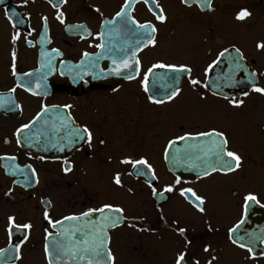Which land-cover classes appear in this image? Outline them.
<instances>
[{
	"label": "flooded vegetation",
	"instance_id": "1",
	"mask_svg": "<svg viewBox=\"0 0 264 264\" xmlns=\"http://www.w3.org/2000/svg\"><path fill=\"white\" fill-rule=\"evenodd\" d=\"M124 3L0 0V264H48L45 230L59 231L45 211L53 222L64 221L104 204L123 211L112 214L121 219L107 228L102 264H175L182 251L187 264H264V119L257 115L264 110V94L251 87L248 95L222 96L207 84L221 53L238 55L239 49L243 64L257 75L256 86L264 88V47L257 48L264 44V0H210V8L207 0H132L130 17L156 29L155 44H141L135 57V26L116 17ZM160 9L163 22L153 14ZM241 10L248 15L237 19ZM121 57L129 60L128 68ZM157 63L191 69L174 98H153L162 103L152 102L142 84ZM129 74L132 79L125 78ZM229 99L243 103L233 107ZM84 127L91 143L70 136ZM213 129L225 133L227 149L240 156L239 168L186 175L174 184L177 176L166 163L168 141ZM26 137H36L37 148L26 146ZM141 157L151 173L137 175L131 164L121 163ZM117 173L120 185L114 183ZM169 185L173 190L164 191ZM182 189L204 200L203 212ZM249 194L256 201L245 204ZM100 214L81 219L99 224ZM9 216L31 228L9 229ZM179 228L186 231L181 235ZM250 240L251 253L238 246Z\"/></svg>",
	"mask_w": 264,
	"mask_h": 264
},
{
	"label": "snow or ice",
	"instance_id": "2",
	"mask_svg": "<svg viewBox=\"0 0 264 264\" xmlns=\"http://www.w3.org/2000/svg\"><path fill=\"white\" fill-rule=\"evenodd\" d=\"M26 2V0H25ZM146 3H156V0H145ZM132 0H125L124 5L120 8V11H118L116 13V17H120L122 19V23L127 27L129 24L130 25H134L135 26V30L134 31V35L137 36V42H136V48H133L131 50V55L133 57H135L136 55V50L137 48L143 44L144 46H147L148 44H155V38H154V33L156 32V29L154 26H152L150 23H144V24H140L138 23L135 19L131 18L127 9L129 8V6L131 5ZM182 3H188V0H182ZM207 4L208 7H211V3L210 0H207ZM156 7L159 9V5L157 4ZM156 16V19L163 22L166 17L163 13V10L160 9L159 13H153ZM62 16V13L60 14ZM248 13L246 10H241V12H239L237 14V19H243L245 16H247ZM58 19H60V16L57 17ZM20 21H18L19 23ZM61 22H63L61 20ZM76 27H80L82 28L83 26H76ZM103 27V25H102ZM18 33L16 35H14L12 37L13 42H15V40L18 38ZM97 47H101V45H97ZM264 47V44H257V48H262ZM121 51H123L125 53V56H127V49H122ZM225 52H227L228 50L225 49ZM235 51L237 52V54L239 55L240 60L243 59L242 54L239 53V49H235ZM89 54L88 53H84V56L87 57ZM221 55H223V53H221ZM13 61H15V53H13ZM121 62L123 64L124 68H128L129 67V60L126 59L125 57H121ZM115 63V61H114ZM137 69L139 67V60H135L134 61ZM14 67V64H13ZM209 67H211V65H209ZM242 67V65L237 64V68ZM153 68H160V69H168L170 71H172L173 73H180L182 75L184 74H190L191 69L188 68L186 65H175V64H164V63H157V64H153L151 68L148 69V73L152 72ZM114 74L119 76L121 75V71L120 68L117 67L116 69L113 70ZM148 73H145L144 76V80L142 81V84L145 85V91H148L147 89V80H148ZM250 78H254L256 76L255 72H251L249 74ZM126 79H132L133 77L129 74L128 76L125 77ZM173 79H178V77H173ZM190 83L192 85H198L200 82L196 79H190ZM249 83L251 84L252 90L261 94H264V88L258 87L256 86V84L250 79ZM180 89L178 87L173 88L171 92L168 93V99H172L174 98L178 93H179ZM243 95H248V93L245 91L243 93ZM227 99V97H225ZM150 100H152V102L154 103H162L163 101L161 100H157V99H153V97H149ZM229 103L233 105V107H239L243 101L242 100H234V99H229ZM67 107V106H66ZM29 125H23V128H28ZM22 129H18L17 131L20 132L22 131ZM70 136H72L73 139H86L89 143H91L92 140V135L91 132L89 131V129L87 127H84L83 129H75V134L72 135L70 134ZM197 137H209L212 138L209 141V144L206 147H201L200 151L204 154V157H211V160L208 159H202L200 156H196L195 159L200 160L201 164L204 165L203 167V175H208L209 171H218V170H223L225 172H231L234 171L236 168H239L240 166V156L233 152V151H229L227 149V145H228V140L225 136V133L223 131H217L215 129L211 130V131H206V132H198L196 133L195 136L191 135L190 133H185V135L183 136H179L176 139L178 140H189V139H196ZM26 142H31V138L30 137H26L25 138ZM19 143V141H18ZM175 143V140H170L168 141V146L171 147L173 144ZM193 147H197L194 145H190L189 148H193ZM191 158V157H190ZM230 158V159H229ZM8 159H14L12 157H9ZM121 163H125V164H131L133 169H136V174L137 175H146L148 173L152 172V168L151 165L148 164V162L143 158H139V159H125L123 161H121ZM137 165L142 166L141 168L137 169ZM68 169H65V171H67ZM33 175H35V173L33 172ZM153 179H155V176L153 175L152 177ZM181 182V179L179 176H177L175 178L174 184H179ZM114 183L117 185L121 184V180H120V175L119 173H117L114 177ZM149 187L152 188V192L153 195L157 194V190L155 187H153L151 184H149ZM173 190L172 185L167 186L164 191L166 192H171ZM185 193H192V196L195 197V201H197L198 203L195 204V206L197 207V209L200 212L204 211V208L202 207L204 200L200 197L197 196L194 192H192L191 189H182L181 190V195H185ZM163 193H160V195H162ZM245 200V204H247L249 201H256V197L252 194H249L247 196L244 197ZM192 202V201H190ZM108 211L110 213H122V209L119 207H114L111 204H104L102 207L99 208H95V209H89L87 212H84L81 214V216H68V217H64V220H72V221H76V220H80L81 217H88L90 216L93 212H98L101 213V221L99 224H93L91 221L89 222V224L84 225L85 228L87 227H91L92 229H94V231L92 232V236L91 239H82L81 241L78 242H72V240L69 237H66L65 240H61V239H56L53 240L51 243V246L49 245L48 241H49V237L51 236H56V237H61V236H65L66 233H69V229L64 228L59 232L56 233H48L47 230L46 234H45V246H44V252L46 257H50L52 255H55L57 257H62V256H68L71 257L72 259H76L77 256H79V259H84V255L83 253H90L93 259L89 260V264H93V260L95 261V264H102V257L104 255V250H105V246H106V241H107V232L106 229L109 227H115L117 226L119 220L121 219L120 216H114V215H103L105 213V211ZM44 218L46 220H48V222L50 224L53 225V227H55L56 225H61L63 222L60 220H57L55 222H53L52 220L49 219L48 217V212L45 211L44 213ZM8 227L9 229L12 228H21V229H25L28 230L31 228V224L29 223H22V224H15L14 217L9 216L8 218ZM82 231L81 228L77 227L71 230L72 234L78 233ZM186 231V229L184 228H179L178 232L182 235L184 232ZM234 231V229H229V232L232 233ZM24 240H27V235H24ZM231 239V236L229 237ZM232 242L234 244L237 243L236 240H232ZM77 243H80L83 245L82 248H77ZM253 243V241H249V244H244V243H240L238 246L241 248H246L247 251L249 253H251L253 251L252 247L250 246V244ZM50 247H51V251H50ZM16 251L17 254L19 252V244L16 245ZM204 251L207 252L208 248L205 247ZM0 252H3V249H0ZM188 256L187 251H182L179 252L175 258V264H187L186 261V257ZM17 258H19V256L17 255ZM107 259L108 261H112L113 257L111 255V252L108 251L107 252ZM212 259H215V257H212ZM48 264H52V260L49 259L48 260ZM194 264H199V261L196 260L194 261ZM208 264H211V261H208Z\"/></svg>",
	"mask_w": 264,
	"mask_h": 264
},
{
	"label": "water",
	"instance_id": "3",
	"mask_svg": "<svg viewBox=\"0 0 264 264\" xmlns=\"http://www.w3.org/2000/svg\"><path fill=\"white\" fill-rule=\"evenodd\" d=\"M237 64L242 65V67L237 68ZM225 69L229 71H225ZM253 72L251 68L246 67L243 64V60H240L238 55L233 54L232 52H226L221 57L219 63H217L211 70L207 84L209 85L211 91L215 94L222 95V96H231L236 94H242L245 91H248L251 88V84L249 80L251 79L255 84L259 82L257 79V75L254 78H250L249 74ZM188 74H180V73H173L168 69H163L161 71H153L151 72V85L148 88V93L153 98H167L168 93L172 91L173 88L179 87L182 79L184 76ZM178 77V79H173V77ZM159 83H162L161 85ZM219 83L225 86H219ZM156 87H153L154 85ZM37 123H33L32 128L35 130ZM212 138L209 137H197L196 139H189V140H178L175 139V143L168 147L166 152V163L168 169L176 176L180 178L185 177L186 175L189 176H196V175H203V167L204 165L201 164L200 160L195 159L196 156H200L202 159L211 160V157H204V154L200 151L201 147H206L209 144V141ZM36 137H32L31 142L25 143L26 146L37 148L39 143L37 142ZM190 145H194L197 147L189 148ZM187 146L188 149L185 152H182V149ZM191 157V158H190ZM213 172V171H209ZM108 215H112L113 213L107 212ZM106 211L103 215L107 214ZM102 214H100L101 216ZM98 216V217H100ZM61 225H57L56 229L61 231L64 228L69 229V233H66L65 236L56 237L51 236L49 237V245L53 240L61 239L65 240L66 237H69L72 242H78L82 239H91L92 232L87 230L84 227L86 222L84 219L72 221V220H64ZM81 228L82 231L72 234L71 230L74 228ZM109 227L108 229L110 230ZM107 232V229H106ZM82 236V239H77ZM107 242V241H106ZM83 245L77 243V248H82ZM106 247V246H105ZM51 251V247H50ZM84 259H79L77 256L76 259H72L68 256L57 257L52 255L48 257L52 260V264H89V253H83Z\"/></svg>",
	"mask_w": 264,
	"mask_h": 264
},
{
	"label": "rangeland",
	"instance_id": "4",
	"mask_svg": "<svg viewBox=\"0 0 264 264\" xmlns=\"http://www.w3.org/2000/svg\"><path fill=\"white\" fill-rule=\"evenodd\" d=\"M258 117L260 116V118L264 119V110L261 112V108L260 111L257 112Z\"/></svg>",
	"mask_w": 264,
	"mask_h": 264
}]
</instances>
